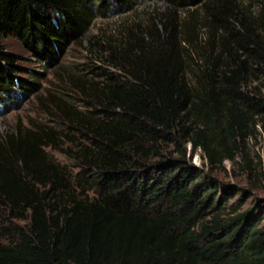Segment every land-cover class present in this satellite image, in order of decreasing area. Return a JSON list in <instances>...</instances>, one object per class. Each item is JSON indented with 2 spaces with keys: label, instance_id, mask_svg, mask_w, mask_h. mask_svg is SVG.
Wrapping results in <instances>:
<instances>
[{
  "label": "trees",
  "instance_id": "16d2710c",
  "mask_svg": "<svg viewBox=\"0 0 264 264\" xmlns=\"http://www.w3.org/2000/svg\"><path fill=\"white\" fill-rule=\"evenodd\" d=\"M95 2L0 0V43L11 38L35 61L53 60L90 25ZM234 2L202 0L184 24L175 11L195 1L167 0L160 26L153 17L99 39L102 68L87 80L66 75L87 96L84 112L45 97L64 132L44 124L0 137V208L6 221L26 222L0 227V264H264L263 217L253 208L222 216L234 187L191 163L197 150L210 169L232 159L236 140L264 118L262 87L242 88L248 64L264 65V16L250 20ZM196 12L208 34L187 80ZM2 50L0 100L18 102L34 83L17 77L16 57ZM63 138L74 148L62 151L73 175L45 152Z\"/></svg>",
  "mask_w": 264,
  "mask_h": 264
},
{
  "label": "rangeland",
  "instance_id": "374dc122",
  "mask_svg": "<svg viewBox=\"0 0 264 264\" xmlns=\"http://www.w3.org/2000/svg\"><path fill=\"white\" fill-rule=\"evenodd\" d=\"M90 1H96L95 5L99 2L102 6L94 11L95 17L82 32L81 36L66 44L65 49L58 53L53 60L46 57L44 60L35 61L25 48L15 40L7 38L1 41L2 51L15 56V65L21 68V73L17 77L26 83H30L29 79H32L34 85L31 86L30 93L18 91L17 96L20 98L18 102H14L13 97L10 100H0V106L4 104L7 107L6 109L0 107V137L18 127L30 128L34 125L44 124L55 126L57 132H64V126L59 121L53 122L51 116H48L50 101L46 100L45 97L48 94H53V96L60 97L62 100H69V103L74 108L84 112L87 96L85 98L82 94L78 95L75 91H72L73 89L66 83V75L71 73L82 80L89 79L91 77L88 74L90 69H98L103 66L101 59L104 55L95 46L99 39H114L123 27L136 23L145 25L150 21V18L156 17L157 20L155 14L159 16L169 9L167 0H130L125 4H120L116 0ZM194 1L195 6L175 11L178 19L184 24L191 21L192 13L198 8V3L202 0ZM234 1L241 15L246 18L258 21L260 16H264V0ZM101 14L104 16L103 18L99 16ZM196 14L198 15L197 21L193 22V24L199 48H196V46L185 47L183 58L186 63L184 69H186L185 77L187 80H191V73L196 71L197 66L203 64L200 47L206 46L203 43L206 42L208 34L201 18L202 13L196 12ZM193 17L195 18V16ZM156 23L160 26L158 20ZM229 26L235 30L238 28L235 23H229ZM212 48L218 49V45L214 44ZM248 65L246 68V79L242 87L243 90L256 86L262 87L264 95V73L260 74L254 71L260 68L264 69V65ZM15 90L17 91V89ZM4 97L0 93V98L4 99ZM254 120L255 123L253 125H248L244 140L242 142L236 140L237 150H233L232 159H223L218 167L210 169L200 157L199 150L191 158V163L194 166L203 167L206 172L210 173L220 183L234 187L233 196L223 202L221 206L223 208L222 216L231 210L236 209L237 213H239L253 208L264 219V118H254ZM69 137L74 136L69 134ZM57 146L54 149L47 148L45 152L56 163L66 167L72 175L75 174L77 171L76 163L69 160L62 152L65 151L72 154V151H74L73 145L66 138H63L58 140ZM185 148L188 152V145ZM221 195V191L217 189L215 202ZM6 217L7 211L0 208V227H6L7 225L24 226L26 224L25 221H6ZM0 243H6V240L0 239Z\"/></svg>",
  "mask_w": 264,
  "mask_h": 264
}]
</instances>
